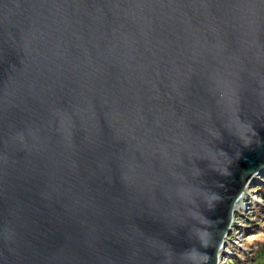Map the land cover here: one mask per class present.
I'll return each mask as SVG.
<instances>
[{
    "label": "water",
    "instance_id": "1",
    "mask_svg": "<svg viewBox=\"0 0 264 264\" xmlns=\"http://www.w3.org/2000/svg\"><path fill=\"white\" fill-rule=\"evenodd\" d=\"M264 173V0H0V264H218Z\"/></svg>",
    "mask_w": 264,
    "mask_h": 264
},
{
    "label": "rangeland",
    "instance_id": "2",
    "mask_svg": "<svg viewBox=\"0 0 264 264\" xmlns=\"http://www.w3.org/2000/svg\"><path fill=\"white\" fill-rule=\"evenodd\" d=\"M264 173L257 175L247 187L243 200L246 210L235 212L233 225L226 238L223 251L219 254L218 264H228V260L237 259V264H246L253 257L254 243H264V200L258 194L257 185L263 184ZM260 183V184H259Z\"/></svg>",
    "mask_w": 264,
    "mask_h": 264
},
{
    "label": "trees",
    "instance_id": "3",
    "mask_svg": "<svg viewBox=\"0 0 264 264\" xmlns=\"http://www.w3.org/2000/svg\"><path fill=\"white\" fill-rule=\"evenodd\" d=\"M262 180H264V175H263ZM257 186H258L257 189H259L258 194L264 200V186L263 184H260ZM253 245H256V247L252 249L253 257L250 261L246 262V264H264V243H254ZM235 261H237V259L234 258V260L230 259L227 262L228 264H237Z\"/></svg>",
    "mask_w": 264,
    "mask_h": 264
},
{
    "label": "bare ground",
    "instance_id": "4",
    "mask_svg": "<svg viewBox=\"0 0 264 264\" xmlns=\"http://www.w3.org/2000/svg\"><path fill=\"white\" fill-rule=\"evenodd\" d=\"M257 177V176H256ZM256 177H254V179L252 180V182H254L255 181V179H256ZM247 189V188H246ZM245 189V190H246ZM247 191V190H246ZM246 191H244V193L242 194V196L238 199V201L236 202V204H235V207H234V215H235V212L236 211H238L239 209H241L242 207V210H246V207H244V205H242L243 203V200H244V198L246 197L245 195H246ZM245 196V197H244ZM241 205H242V207H241ZM233 215V216H234ZM223 251V250H222ZM222 251L221 252H218V254H221L222 253ZM218 258H219V256H218Z\"/></svg>",
    "mask_w": 264,
    "mask_h": 264
}]
</instances>
